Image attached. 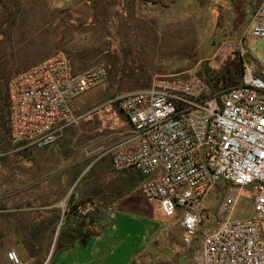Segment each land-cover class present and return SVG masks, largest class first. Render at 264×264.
<instances>
[{"label": "built area", "instance_id": "1", "mask_svg": "<svg viewBox=\"0 0 264 264\" xmlns=\"http://www.w3.org/2000/svg\"><path fill=\"white\" fill-rule=\"evenodd\" d=\"M244 38L239 78L222 90L212 67L174 72L82 112L72 108L73 99L101 84L106 69L98 64L77 70L67 55L54 53L8 79L9 139L17 150L29 151L53 145L67 126L82 120L97 117L110 128L123 122L132 136L112 149L111 165L139 172L140 193L161 215L181 214L190 264H264V47L248 49L252 40L264 43V1ZM217 190L212 210L206 199ZM241 197L251 201V214L233 219ZM78 209L88 228L112 212L97 213L92 202ZM6 256L22 264L14 248Z\"/></svg>", "mask_w": 264, "mask_h": 264}, {"label": "rangeland", "instance_id": "2", "mask_svg": "<svg viewBox=\"0 0 264 264\" xmlns=\"http://www.w3.org/2000/svg\"><path fill=\"white\" fill-rule=\"evenodd\" d=\"M262 1L0 0V118L7 115L8 79L57 52L67 55L77 70L98 64L106 69L101 84L73 99L77 112L174 72L212 67L222 90L239 78L246 57L244 33ZM255 44L252 40L248 49L263 50V40ZM226 77L231 78L225 82ZM83 123L67 126L60 138L70 126L82 128ZM85 144L78 147L85 150ZM74 150L66 146L65 152ZM219 198L217 190L206 205L215 210ZM250 214L251 201L241 197L233 219Z\"/></svg>", "mask_w": 264, "mask_h": 264}, {"label": "crops", "instance_id": "3", "mask_svg": "<svg viewBox=\"0 0 264 264\" xmlns=\"http://www.w3.org/2000/svg\"><path fill=\"white\" fill-rule=\"evenodd\" d=\"M3 121L0 264H11L6 256L11 248L22 264L191 263L181 214L161 215L139 191L142 175L111 165L112 149L132 136L126 124L110 128L94 117L82 128L70 126L53 145L28 151L17 150L9 139L7 115ZM80 143H86L85 150ZM66 146L78 151L67 153ZM87 202L110 207L111 216L88 228L78 209Z\"/></svg>", "mask_w": 264, "mask_h": 264}, {"label": "trees", "instance_id": "4", "mask_svg": "<svg viewBox=\"0 0 264 264\" xmlns=\"http://www.w3.org/2000/svg\"><path fill=\"white\" fill-rule=\"evenodd\" d=\"M205 71H207V70H205ZM216 76H217V75H216V73H215V74H214V73H212V78H214V79H217V78H216ZM230 78H231V77H228V78L226 77V78H225V82L229 81V80H230ZM233 83H235V81H232V83H231V84H233ZM214 84H215V86L217 87V85H218V82H217V80H215V83H214ZM224 85H225V83H224ZM217 88H218V87H217ZM113 95H114V94H113Z\"/></svg>", "mask_w": 264, "mask_h": 264}]
</instances>
